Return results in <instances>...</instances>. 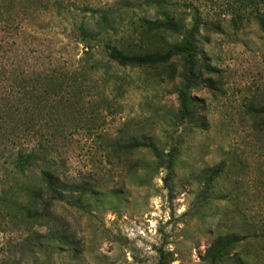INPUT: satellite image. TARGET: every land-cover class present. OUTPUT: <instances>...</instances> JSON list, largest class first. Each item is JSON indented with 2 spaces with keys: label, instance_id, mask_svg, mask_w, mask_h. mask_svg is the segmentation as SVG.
I'll use <instances>...</instances> for the list:
<instances>
[{
  "label": "rangeland",
  "instance_id": "1",
  "mask_svg": "<svg viewBox=\"0 0 264 264\" xmlns=\"http://www.w3.org/2000/svg\"><path fill=\"white\" fill-rule=\"evenodd\" d=\"M31 3L18 6L13 20L0 16L1 52L25 83L13 91L11 77L4 79L0 101L15 98L20 116L35 120L43 139H54L66 170L84 174L92 192L55 206L51 226L37 228L46 234L42 243L33 227L18 229L0 215V258L16 250L12 264H233L213 263L205 253L217 235L230 232L253 236L234 254L248 249L253 264H264V0ZM161 20L171 29L148 24ZM97 22L112 26L104 40L135 55L162 51L196 28L202 81L192 91L193 120L176 121L183 68L176 57L150 67L112 64L129 83L119 113L101 109L105 85L94 81L74 106L86 113L87 128L63 127L72 89L37 76L68 72L84 48L79 26ZM97 52L107 59L103 46ZM127 121L122 138L154 132L165 154L175 149L171 169L168 156L159 160L147 150L107 155L110 135ZM7 144L0 143V192L14 185V144Z\"/></svg>",
  "mask_w": 264,
  "mask_h": 264
},
{
  "label": "trees",
  "instance_id": "2",
  "mask_svg": "<svg viewBox=\"0 0 264 264\" xmlns=\"http://www.w3.org/2000/svg\"><path fill=\"white\" fill-rule=\"evenodd\" d=\"M31 1L39 0H0V16L3 18L9 16L13 20L16 8L21 5L28 7ZM148 24L159 30L161 28L171 29V26L166 25L164 20L148 22ZM102 25L97 22L92 28L86 24L79 26L80 42L84 43V48L75 65L68 72H60L59 74L52 72L45 76L41 73L37 76L44 78L40 80L42 83L72 89L73 103L64 104L67 118L63 127L66 129L74 127L75 130L87 128L82 120L86 113L82 112L80 107L74 106L83 103L82 100L85 98V95H82L83 89L91 88L94 81H97L96 84L105 85L104 93L101 92L102 95H100L99 105L101 109L109 115L119 113L120 104L117 100L124 96L129 83L125 82V78L120 73L112 72V64L119 67H150L171 62L176 57H181L183 60V68L180 73L181 82L176 90L179 100L176 121L184 123L193 120L196 115V98L192 95V91L202 81L195 43L196 28L188 30L182 40L169 44L162 51L135 55L127 54L125 48H121L111 39L104 40L102 35L108 36L112 26ZM99 46L104 47L106 60L97 56ZM2 48L3 46L0 45V82L11 77V89L13 91L19 90V85L25 86V83L20 80L18 73L14 74V69H11V66L7 64L8 59L2 54ZM3 100L0 101V143L8 145L7 141H10L14 144L9 158V172L14 185L8 190L0 192V215L7 224L16 226L18 229L21 227L28 231L30 226L33 227L34 231L39 234V241L42 243L46 234L38 232L37 228H49L51 226L55 206L69 202L72 198L81 200L92 190L85 181L84 174L81 172L71 174L66 170L65 160L60 158L57 150H53L54 139L48 136L43 139L42 135L39 136L40 129L38 128L41 126H38L35 120H30V118L25 120L20 116L21 109L16 104L17 100L15 98L14 100L13 98H4ZM27 112L31 114L35 112L34 106L28 107ZM51 122L47 120L45 124L54 134ZM202 123L199 126H202ZM45 124H42V128ZM127 125L128 121L122 123L119 131L117 130L115 134H109L110 143L105 146L109 157L114 155L118 159L124 158L123 148L132 152L147 150L159 160L163 159L165 155L168 156L167 167L172 168L175 149L169 150L165 154L158 146V136L154 132L142 136L133 135L126 140L120 134ZM31 132H34L33 139L28 140L27 134H31ZM22 138L29 142L24 144L21 142ZM165 180L168 181V178L166 177ZM252 238L251 234L249 237L230 232L219 234L207 248L206 256L213 263L253 264L248 249H245L244 256L233 252L238 246H251L253 244V242L251 243ZM18 255L15 250L8 257L0 258V264H12V261L18 259Z\"/></svg>",
  "mask_w": 264,
  "mask_h": 264
}]
</instances>
